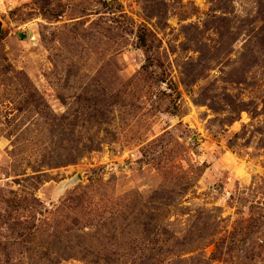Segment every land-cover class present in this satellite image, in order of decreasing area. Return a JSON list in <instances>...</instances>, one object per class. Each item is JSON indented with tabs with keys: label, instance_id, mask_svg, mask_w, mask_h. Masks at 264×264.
<instances>
[{
	"label": "rangeland",
	"instance_id": "374dc122",
	"mask_svg": "<svg viewBox=\"0 0 264 264\" xmlns=\"http://www.w3.org/2000/svg\"><path fill=\"white\" fill-rule=\"evenodd\" d=\"M0 22V264H264V0Z\"/></svg>",
	"mask_w": 264,
	"mask_h": 264
},
{
	"label": "water",
	"instance_id": "95a60500",
	"mask_svg": "<svg viewBox=\"0 0 264 264\" xmlns=\"http://www.w3.org/2000/svg\"><path fill=\"white\" fill-rule=\"evenodd\" d=\"M2 26H3V24L0 22V34L2 32Z\"/></svg>",
	"mask_w": 264,
	"mask_h": 264
}]
</instances>
